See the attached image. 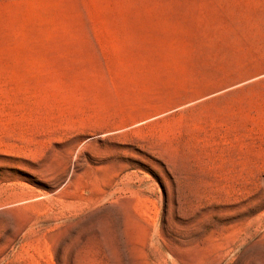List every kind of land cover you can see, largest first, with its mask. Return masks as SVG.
I'll list each match as a JSON object with an SVG mask.
<instances>
[{"label": "rangeland", "instance_id": "rangeland-1", "mask_svg": "<svg viewBox=\"0 0 264 264\" xmlns=\"http://www.w3.org/2000/svg\"><path fill=\"white\" fill-rule=\"evenodd\" d=\"M0 264H264V0H0Z\"/></svg>", "mask_w": 264, "mask_h": 264}]
</instances>
